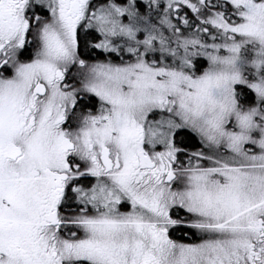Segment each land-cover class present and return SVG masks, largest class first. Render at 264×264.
Wrapping results in <instances>:
<instances>
[{
  "label": "snow or ice",
  "instance_id": "snow-or-ice-1",
  "mask_svg": "<svg viewBox=\"0 0 264 264\" xmlns=\"http://www.w3.org/2000/svg\"><path fill=\"white\" fill-rule=\"evenodd\" d=\"M0 264H264V0H0Z\"/></svg>",
  "mask_w": 264,
  "mask_h": 264
}]
</instances>
